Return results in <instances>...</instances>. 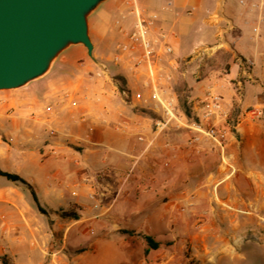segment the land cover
<instances>
[{
  "label": "crops",
  "instance_id": "crops-1",
  "mask_svg": "<svg viewBox=\"0 0 264 264\" xmlns=\"http://www.w3.org/2000/svg\"><path fill=\"white\" fill-rule=\"evenodd\" d=\"M109 1L116 16L125 10L123 0L105 3ZM239 1L225 0L226 16L235 25L227 36L229 50L221 51L231 56L229 68L213 72L214 79L205 87H215L230 104L240 102L241 92L250 90L251 85L264 91V22L260 20L264 9L250 11L240 6ZM139 5L157 15L154 32L162 30L172 36L177 57L182 37L208 29L211 42L201 41L195 47L216 41L215 29L206 19L207 11L215 8L213 0H139ZM192 8L194 11L188 14ZM88 29L93 60L80 46L83 53L77 64L52 68L44 77L5 97L15 109L16 137L23 139L29 133L32 147L42 153V160L30 168L34 175L29 179L34 206H26L29 212L23 206L8 210L5 205L0 206V231L4 229L7 234L2 248L11 264H144L141 255L147 250V243L143 236H156L157 243L165 239L175 241L180 233L176 223L184 216L183 206L187 215L197 211L194 204L201 202L184 195L183 188L197 187L195 176L199 165L219 156L207 143L188 144L191 135L186 128H171L155 138L156 114L143 104L125 102L105 81L90 79L89 72L94 70L90 63L98 62L104 46L116 45L120 37L116 32L104 40L89 26V20ZM238 60L252 64L251 79L242 77ZM119 73L131 89L133 78L127 72L119 70ZM187 84L193 105L205 89L199 91ZM260 101L246 120L264 115ZM240 126V123L235 126L237 133ZM138 156L140 160L135 162ZM96 171L102 172L98 179L101 191L92 201L88 196L98 191L93 176ZM15 175L19 176L18 172ZM211 183L212 180L206 179V185ZM188 192L191 194V190ZM261 199L256 202L257 217H264ZM5 200L0 195V203ZM224 202L230 200L222 199ZM71 207L76 208L78 219L60 223L56 211ZM236 207L235 211L239 206ZM206 213L219 218V214L225 216L229 211L224 212L221 206V213L212 209ZM86 228L92 229L93 234ZM54 231L85 251L64 260L61 251L54 250L49 241ZM43 246L51 257L36 263L35 254Z\"/></svg>",
  "mask_w": 264,
  "mask_h": 264
},
{
  "label": "rangeland",
  "instance_id": "rangeland-1",
  "mask_svg": "<svg viewBox=\"0 0 264 264\" xmlns=\"http://www.w3.org/2000/svg\"><path fill=\"white\" fill-rule=\"evenodd\" d=\"M116 15L114 8L110 6V1L103 3L89 17V26L95 29L99 36H103L104 40H107L109 36L116 34L113 28ZM206 30L205 33L198 32L182 37L177 50L178 57L189 56L201 41L211 42V30ZM114 48L115 45L104 46L98 61L106 63L111 73L118 75L120 74L119 69L108 62L114 53ZM82 53V47H70L58 56L52 68L77 64ZM87 59L89 60V58ZM220 64V57H211L195 61L187 66L181 65L180 72L185 73V76L179 75L175 85L179 80H182L186 83L189 82L199 91H203L209 81L214 79L216 74L213 75V72H216L215 69ZM89 66L94 68L91 63ZM117 78L118 80L122 79L121 77ZM252 86L254 85L250 86V90L241 92L240 102H231L229 124L234 118L241 126L239 133L236 132L235 127L231 128L230 126L229 141L224 158L216 155L211 161L199 165L200 169L195 176L198 182L197 187L183 188L184 195L195 198V201L197 199L198 202L201 201L194 204L197 211L189 212L186 215L187 211L183 206L182 214L184 216L176 223V226L180 227V233L175 236V241L165 239L157 243L155 240L158 237H151L157 244V248L151 250L147 247V250L142 252L141 261L143 260L144 264H264V217L255 215L258 210L257 200L260 197H262L261 201L264 200V185H261L264 182V115L246 120L249 114H253L260 99L263 105L262 112H264V91L252 88ZM18 90L0 92V170L10 174L18 172L19 176H23L29 185V179L34 177L30 170L31 165L42 160L40 157L42 153L39 148L32 147L33 143L29 133L23 139L16 137L15 109L5 97L13 96L19 92ZM206 179L212 180L213 183L206 185ZM256 186L259 190L258 196L254 193ZM189 190H191V194L188 192ZM0 195L6 197L5 202L0 203V206H6V210L9 209L8 207L34 206L31 202V188L19 182H10L0 177ZM222 199H228L230 202L222 203ZM188 205L192 206L193 204ZM236 205L239 206L237 211H235ZM221 206L224 208V212L229 211L228 215L221 216L219 214V218H212L206 213L211 209L221 213ZM26 210L29 212L30 209L26 207ZM234 211L235 213L232 214ZM56 213L62 224L75 220L60 218V214L77 215L74 207L65 210L59 209ZM262 213L264 214V212ZM91 230H87L89 234H91ZM5 232L4 229L0 231V264L3 262L11 264L7 253L2 248L3 240L7 237ZM49 241L54 244V250L61 251L62 258L66 261L85 251L79 245L70 244L68 237L64 238L59 231H54ZM43 248V250L37 251V255L35 254L34 261L36 263H43L51 257L46 247L43 246Z\"/></svg>",
  "mask_w": 264,
  "mask_h": 264
},
{
  "label": "built area",
  "instance_id": "built-area-1",
  "mask_svg": "<svg viewBox=\"0 0 264 264\" xmlns=\"http://www.w3.org/2000/svg\"><path fill=\"white\" fill-rule=\"evenodd\" d=\"M213 1L215 8L207 11L206 19L215 29V43L197 46L189 56L178 58L171 42L172 36L162 30L154 32L157 15L141 8L139 0H123L125 10L121 11L113 22V28L120 41L115 45L114 53L108 62L120 71L127 72L133 78V86L128 88L121 73L114 75L109 66L100 61L93 63L94 70L89 72L88 77L105 81L125 102L143 104L156 114L157 118L153 124L155 138L171 128H186L191 135L188 144L207 143L224 158L230 135L231 104L221 97L215 87H208L203 95L193 102L194 118L187 122L178 109L174 91L176 77L185 76V73L180 72L181 65L187 66L195 61L209 59L219 51L229 50L227 36L235 30V25L226 16L225 0ZM239 5L248 7L250 11L262 10L264 0L250 3L240 0ZM193 11L194 8L189 10L188 14ZM127 20L130 22L125 25ZM260 20L264 22V17ZM238 61L242 77L251 79L252 64L248 61ZM117 77L122 79L118 80ZM223 83L229 85L225 79ZM65 97L70 98L68 94H65ZM53 134L54 131L51 130L50 135ZM140 156L135 162L140 160ZM101 174V171H96L93 175L98 191L89 194L88 197L92 201L100 194L98 179Z\"/></svg>",
  "mask_w": 264,
  "mask_h": 264
},
{
  "label": "water",
  "instance_id": "water-1",
  "mask_svg": "<svg viewBox=\"0 0 264 264\" xmlns=\"http://www.w3.org/2000/svg\"><path fill=\"white\" fill-rule=\"evenodd\" d=\"M107 0H0V92L44 77L73 46L93 60L88 17Z\"/></svg>",
  "mask_w": 264,
  "mask_h": 264
},
{
  "label": "trees",
  "instance_id": "trees-1",
  "mask_svg": "<svg viewBox=\"0 0 264 264\" xmlns=\"http://www.w3.org/2000/svg\"><path fill=\"white\" fill-rule=\"evenodd\" d=\"M213 57L214 58L220 57V59H221L220 66L215 69L216 72H224L225 70H227L229 68V60L231 58L229 53L219 51ZM174 91H175L176 96H177V106H178V109H179L181 115L184 117V119L187 122H191L194 118L193 109H192V100H191V94H190L191 89L189 88V86L186 82L179 80L178 83L174 86ZM140 112L144 113V114H150L147 111H143V110H140ZM236 125H237L236 119H234V118L231 119V121H230L231 128H234ZM0 177L5 178L7 181L14 182V183L19 182V183L25 184L28 187H30L18 175L6 173V172H3L0 170ZM33 197H34V195H33ZM59 217L60 218H67V219H71V220H77L78 219V216L75 214L68 215V214L62 213V214H60ZM143 238L146 241L147 247L149 249L155 250L157 248V244L153 241L152 238H150L148 236H143ZM2 264H5V263L3 262Z\"/></svg>",
  "mask_w": 264,
  "mask_h": 264
},
{
  "label": "bare ground",
  "instance_id": "bare-ground-1",
  "mask_svg": "<svg viewBox=\"0 0 264 264\" xmlns=\"http://www.w3.org/2000/svg\"><path fill=\"white\" fill-rule=\"evenodd\" d=\"M253 175V174H252ZM256 175V174H255ZM255 177H257V176H255ZM259 178V177H258ZM252 180V179H251ZM259 180V179H258ZM263 180V179H262ZM259 182V181H258ZM261 182V181H260ZM261 185L263 186L264 185V182H262L261 183ZM260 186V185H259ZM263 188H264V186H263ZM252 189V188H251ZM251 192V191H250ZM259 192V190H258V187L256 186V189L254 190V193L256 194V196H258L257 194H259L258 193ZM253 193V192H252ZM263 194V193H262ZM243 196V195H242ZM249 196V195H248ZM262 196V195H261ZM260 197V196H259ZM246 198V197H245ZM249 199V198H248Z\"/></svg>",
  "mask_w": 264,
  "mask_h": 264
}]
</instances>
